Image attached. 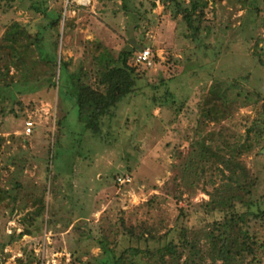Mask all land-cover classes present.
I'll return each mask as SVG.
<instances>
[{"label":"rangeland","instance_id":"obj_1","mask_svg":"<svg viewBox=\"0 0 264 264\" xmlns=\"http://www.w3.org/2000/svg\"><path fill=\"white\" fill-rule=\"evenodd\" d=\"M251 2L258 9L248 11L245 0H210L205 7L201 26L213 27L212 42L216 33L223 41L211 45L222 46L216 58L189 42L183 15L174 18L160 0H131L129 13L121 0L1 1L0 44L15 21L31 35L41 33L44 47L56 48L58 62L68 63L70 72L61 70L63 82L82 68L83 79L97 86L104 48L117 55L145 46L158 62L137 67L138 87L120 103L117 116L106 120L100 136L80 121L77 105L52 86L55 69L39 60L36 50L27 86L20 83L22 70H7L10 63L2 61L0 72L7 73H0V190L11 180L22 187L16 203L0 201V244H6L0 245V264H89L101 253L102 232H117V244L131 243L122 234L123 224L147 222L168 230L181 223L200 229L211 220L204 202L218 174L191 175L198 181L192 187L182 169L195 142L212 130L244 132L246 123L262 115L264 0ZM5 52L0 49V56L8 58ZM212 79L235 80L252 98L235 100L226 122L200 124L197 103ZM257 95L261 103L254 105ZM28 121L33 122L30 133ZM263 144L242 155L262 183L259 196L264 195ZM12 160L23 170H16ZM126 175L131 182H119ZM41 197L46 208L34 221V201ZM26 229L32 234L20 235Z\"/></svg>","mask_w":264,"mask_h":264},{"label":"trees","instance_id":"obj_2","mask_svg":"<svg viewBox=\"0 0 264 264\" xmlns=\"http://www.w3.org/2000/svg\"><path fill=\"white\" fill-rule=\"evenodd\" d=\"M160 1L174 18L179 13L183 15L189 42L196 47L203 46L216 58L221 56V45H216L214 49L211 47L214 42L209 37L215 32L213 27L201 26L204 9L210 0ZM246 1L249 2L248 11L258 9L256 5H250L251 0ZM121 3L129 13L131 0H121ZM52 21V25L58 22L56 18H52ZM222 42L216 33L214 44ZM44 44L41 33L31 35L25 25L15 21L5 30L0 44V49H6L8 57L1 55L0 65L6 59L10 63L6 66L7 70L11 67L22 70L23 78L20 83L27 86L32 75L29 65L37 63L36 59L33 60V52L36 50L39 60L49 63L55 69L52 75L57 76V79L52 81V86L57 87L59 95L69 99L73 107L77 105L80 121L86 128L101 136L106 120L117 116L119 106L138 87L140 74L137 67L147 68L149 65V60L139 59V55L143 50L150 48L134 46L119 51L117 55L104 48L98 56V83L94 86L83 79L82 68L71 72L70 77H65L63 82L61 70L64 68L70 72L68 63L62 60L58 62L57 49L48 50ZM32 46L35 49H32ZM149 58L152 63L158 62L155 52L151 49ZM56 66L60 71H56ZM0 73L7 72L4 70ZM194 78H199L196 73ZM243 91L235 80L228 82L212 79L209 88L203 90L197 103L196 115L199 123H205L208 119L216 124L226 122L229 119L228 111L235 100L238 102L242 98H252L249 92ZM253 100L254 105L259 104L261 96L257 95ZM62 121L63 119L59 123L62 124ZM245 126L244 132H232L223 126L212 130L204 140L195 142L186 166L182 169V177L186 181L192 180L191 175L205 174L208 170L216 172L220 178L218 184L215 181L211 183L209 199L204 202L206 211L212 216L205 226L198 229L178 223L168 230H163L162 227L147 222L140 226L123 224L124 230L121 232L131 243L125 246L117 244L116 240L114 241L116 238L113 237L117 232H102L97 244L101 253L94 257L96 261H89V264H262L264 195H258L262 183L247 167L242 155L253 151L254 147L264 140V107L262 115ZM260 153H264V144L260 147ZM11 163L16 164V170H23L21 162L12 160ZM48 170H51L49 166ZM10 183V187L0 190V201L8 199L16 203L22 185L17 180H11ZM196 183L198 181L193 180L188 185L194 187ZM34 205L35 221L44 214L45 198L36 199ZM180 215H186L185 208H181ZM25 234L32 232L26 229L20 233ZM111 241L115 244H110ZM0 245L4 248L6 244Z\"/></svg>","mask_w":264,"mask_h":264},{"label":"built area","instance_id":"obj_3","mask_svg":"<svg viewBox=\"0 0 264 264\" xmlns=\"http://www.w3.org/2000/svg\"><path fill=\"white\" fill-rule=\"evenodd\" d=\"M149 56H150V49H145V50H143L140 53L139 59L149 60V63H151ZM32 127H33V122L28 121L26 123V132L27 133H30L32 131ZM118 180L121 183H129V182H131V177L128 176V175H126V176H120L118 178Z\"/></svg>","mask_w":264,"mask_h":264}]
</instances>
